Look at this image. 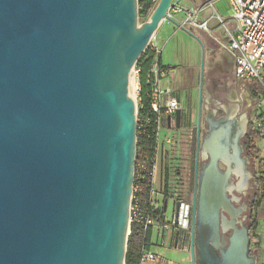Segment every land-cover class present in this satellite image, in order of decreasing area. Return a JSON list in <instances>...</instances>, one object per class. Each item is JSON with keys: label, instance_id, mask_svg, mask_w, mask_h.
Masks as SVG:
<instances>
[{"label": "water", "instance_id": "water-1", "mask_svg": "<svg viewBox=\"0 0 264 264\" xmlns=\"http://www.w3.org/2000/svg\"><path fill=\"white\" fill-rule=\"evenodd\" d=\"M177 2L159 0L140 24L138 0H0V264H125L133 73L162 22L180 26L169 14ZM221 107L196 145L191 264H257L248 204H234L253 179L249 118L238 103Z\"/></svg>", "mask_w": 264, "mask_h": 264}, {"label": "built area", "instance_id": "built-area-1", "mask_svg": "<svg viewBox=\"0 0 264 264\" xmlns=\"http://www.w3.org/2000/svg\"><path fill=\"white\" fill-rule=\"evenodd\" d=\"M141 1L142 5L140 6V0H138V10L150 12L159 0H151V3H146V0ZM229 4L231 7V18L228 21L221 20V26L230 39L229 49L234 53L236 78L242 81L253 82L262 89V93L255 98L254 103L251 105L248 115L252 132L260 138H264V0H229ZM174 9L182 11L177 5L171 11ZM171 11L169 12L170 16ZM198 16L199 11H187L184 23L207 30V23H200ZM148 50L154 55V63L146 78V83L149 86L146 95L149 100L150 113L155 116L157 124L155 167L156 161L159 159L158 152L162 145L161 128L164 118L166 116L171 117V119L174 118L177 110L180 109V103L174 96L172 89L164 82L167 69L161 63L162 50L158 46L155 37L152 38L146 51ZM140 72V69L136 65L133 79L136 89L137 128L138 122L141 119L139 115L141 93ZM172 125L175 126V122ZM170 142L171 140L169 139L167 142L169 146L171 145ZM141 167L138 164L137 170L141 169ZM179 172H176L173 182L168 180L167 175H164L162 188V191L165 193L167 192V188L170 189V197H172L171 201L173 204L182 202V211L178 224L175 222V211H173L172 219L168 220L167 214L158 207V201L154 198L155 192L153 189L151 190L147 206L142 209L137 197L139 187L133 188L130 221L139 223L145 231L158 229L164 241L169 239L178 228H187L188 222L190 221L191 223L188 211L189 206L181 198L184 193L181 192ZM149 261L156 262V264H164L161 254L149 250L143 251L139 264H147Z\"/></svg>", "mask_w": 264, "mask_h": 264}, {"label": "crops", "instance_id": "crops-1", "mask_svg": "<svg viewBox=\"0 0 264 264\" xmlns=\"http://www.w3.org/2000/svg\"><path fill=\"white\" fill-rule=\"evenodd\" d=\"M177 6L182 9V11L173 10L171 14L172 18L179 23L180 26L175 25L171 21L166 23L162 22L159 29L157 30V44L162 50L161 63L167 68V73L165 76V84L170 87L175 93V97L182 102L183 94H185L186 89L182 86V78L179 77V73L183 70L187 71V75H193L197 79L199 76V70L201 66V55L202 48L205 52V66L206 70L209 69L212 60L213 67L225 70L229 76L236 78L235 75V58L234 53L229 49L230 39L221 26V20L228 21L231 18V7L229 0H178ZM187 11H199L198 21L200 23H207V30L200 29L189 23L185 24L186 12ZM194 30L196 32H194ZM196 36L199 41L190 35ZM202 45V48H201ZM226 62V66L224 63ZM192 73V74H191ZM183 76V75H182ZM193 79L194 82H197ZM238 82L240 81L237 79ZM245 82V86L240 89L237 94L240 95L245 89H249L253 93L254 97L260 95L253 92L256 84L253 82ZM247 83V84H246ZM195 84V83H194ZM236 90V88H235ZM251 94V93H250ZM146 97V96H145ZM144 95L142 98H145ZM236 94L232 93V99L230 102L236 101ZM141 99V98H140ZM240 105V103H238ZM240 105V113H241ZM241 115V114H240ZM248 115V112H247ZM175 122V117L170 119L166 116L164 118L163 126L161 128V136L168 142L166 138H169L171 129L174 128L172 123ZM255 146L261 151L258 158L264 160V138L255 139ZM256 166V171L258 172L259 161H254ZM164 175H167L169 181H171V172L166 174L165 166H162L161 160L156 161V165L153 171L152 185L154 190V198L158 201V207L161 208V203L164 205L167 203V208L162 207V211L166 214L168 212V205L170 202V189L167 188V192H163V179ZM259 174H257V177ZM264 178V176H263ZM168 199V200H167ZM174 211V210H173ZM254 219L257 221L258 227L255 230V235L260 239V250H264V201L263 204L255 211H253ZM177 239V232L174 233V245L172 250H176L175 242ZM180 238V243H181ZM171 239L163 240L159 234L158 229H153L150 231V249L149 251L155 252L157 254H163V252L170 251L166 249L170 243ZM181 253H186L185 251L176 250ZM166 255V254H165ZM168 257V255H167ZM170 261V260H169ZM173 261V260H171ZM147 264H156V262H147Z\"/></svg>", "mask_w": 264, "mask_h": 264}, {"label": "rangeland", "instance_id": "rangeland-1", "mask_svg": "<svg viewBox=\"0 0 264 264\" xmlns=\"http://www.w3.org/2000/svg\"><path fill=\"white\" fill-rule=\"evenodd\" d=\"M159 2V1H158ZM158 4V3H157ZM157 4L153 7V9L148 13H139V23L143 24L147 21H149L150 16L152 12L154 11ZM139 12V10H138ZM173 11H171V14ZM168 20H164L163 22L166 23ZM194 32H196L194 30ZM154 37L157 39V33H155ZM202 48V45H201ZM201 66L199 70V76L196 79L195 76L188 74L187 71L183 70V72L178 74L180 78H182V86L184 89H186L185 94H183V101L180 102V110H182L183 113H187V123L186 127L184 129H177L172 128L169 138H166L167 140H171V145L163 139L162 137V145L159 149V160L162 162V166H165L166 174L171 172V181H174V177L176 176V172H179L180 176V187L181 192L184 193L183 197H181L186 204L189 206L193 199V190H194V162H195V130H193L192 125L195 127V121H196V115L198 114L199 108L198 101H199V94H200V84L202 80V74H203V91L204 93H211L215 92L218 94L222 100L226 99L228 97L229 92L232 90H235L236 93L240 92L239 88H242L245 86V82H242L240 80L238 82L237 78L229 76V74L223 70L217 69L216 67H213L214 62L212 60L211 65L209 66V69L206 70L205 66V52L202 48V55H201ZM226 62L224 63V66H226ZM192 74V73H191ZM183 75V76H182ZM193 79H196L197 82H194ZM195 83V84H194ZM247 84V83H246ZM175 95V93H174ZM176 96V95H175ZM136 100V94L135 98ZM255 100V98H254ZM241 115L247 114L249 111V106L244 105L241 106ZM191 120V121H190ZM192 121H194L192 123ZM247 147V145H246ZM166 150V152H165ZM244 154L251 160L250 166L253 170V179L251 180V188L248 193V197L246 195L244 198V202H246L248 205L253 200V196L256 193V178H257V172H256V166L254 163V160L250 157V155L247 152V148L244 151ZM183 184V185H182ZM172 199V197H170ZM241 205V203H238ZM161 208L164 205V202L161 204ZM173 210L175 211V204L170 200L168 205V212H167V219L171 220L173 217ZM244 216H246V219L243 220L244 225L251 227L252 225V219L254 218L253 211L248 209ZM255 231H253V234ZM264 236V235H263ZM171 241L166 249L170 250L167 252H163L162 256L164 259V264H191V258H190V252L185 251L186 253H181L176 250H172L174 245V234L170 237ZM264 239V237H263ZM264 242V241H263ZM185 249L189 250L188 245H186ZM256 253L258 255V263L257 264H264V250H257L254 246V242H251V254ZM166 254V255H165ZM168 255V257H167ZM170 260V261H169ZM173 260V261H171Z\"/></svg>", "mask_w": 264, "mask_h": 264}, {"label": "trees", "instance_id": "trees-1", "mask_svg": "<svg viewBox=\"0 0 264 264\" xmlns=\"http://www.w3.org/2000/svg\"><path fill=\"white\" fill-rule=\"evenodd\" d=\"M146 3H151V0H146ZM142 1L140 0V6ZM147 10V9H145ZM140 14L148 13L139 9ZM154 63V55L151 51H146L143 54L137 67L140 69V80H141V93H140V104H139V115L141 119L138 122V137H137V153H136V169L134 178V188L139 187L137 193L138 200L142 209H144L150 199L151 190L153 188L152 178L154 171V159L157 148V124L155 122V116L150 113L149 100L147 98V91L149 89L146 83V78L149 75V71ZM166 68V67H164ZM167 69V68H166ZM256 94L262 93L260 86L256 84L253 89ZM144 95L145 98H142ZM260 137L250 131L247 144V152L250 157L255 161H259V168L256 178V193L249 208L251 211L257 210L264 201V160L258 158L261 151L255 146V139ZM140 164L141 169L137 170V165ZM258 227L257 221L253 218L252 225L250 227L251 240L254 242L255 248L258 250L260 247V239L257 235L253 234ZM150 231H145L139 223L131 222L130 224V235L128 237V245L126 252L125 264H139L143 251L150 249Z\"/></svg>", "mask_w": 264, "mask_h": 264}, {"label": "flooded vegetation", "instance_id": "flooded-vegetation-1", "mask_svg": "<svg viewBox=\"0 0 264 264\" xmlns=\"http://www.w3.org/2000/svg\"><path fill=\"white\" fill-rule=\"evenodd\" d=\"M250 91L247 88L240 95H238L235 90H232L231 92H229L228 97H226V99H224V100H222L221 97L218 94H216L215 92H213V94H211V93H204V91H203V97H202L203 98V101H202V120H201L200 126H198V114H197L196 115V121H195V127L192 125L193 130H195V139H196V142H195V162H194V185H195V174H196V145H197V140H198V138H200V141L202 142L203 137L207 133V122H206V119H207V116H208L209 112L212 109L215 110L216 111V117L217 118L219 116L223 115L224 112L222 110L221 105L222 104H225L228 101L233 100L232 99V93H235L236 94V97H237L236 98V101L238 103H240L241 106L244 107V105H248L249 108H250L251 105L254 103V98H255L254 95H253V93L250 92ZM198 108H199V101H198L197 109ZM249 111H250V109H249ZM249 111H248V113H249ZM248 118H249V115H248ZM187 120H188L187 113L186 112L185 113L182 112L181 125H180L179 128L176 127V125H175V128H177V129H184L186 127L185 125L187 123ZM193 122L194 121H192V123ZM250 131L252 132V128H251V124L249 122V130H248V133L245 135V137L242 140V145L244 147V151L247 148L246 147V145L248 144V139L247 138L249 137ZM206 161L207 160H204L202 158L201 150H200V155H199V160H198V171L201 170L202 165ZM250 188H251V186H250ZM250 188L248 189V191L250 190ZM193 196H194V190H193ZM246 196L248 197L249 195L247 194ZM244 198H245V196L242 197V200L239 203H241V204L245 203L243 201ZM254 198H255V195L253 196V200H254ZM253 200L250 203H252ZM250 203H249V205H250ZM234 204L237 207L240 206V204H238V203H234ZM249 205H248V207H249ZM188 211H189V218H190L191 223H192V218H193V199H192L191 204L189 205ZM191 223H190V221L188 222L187 228H178L176 230L177 237H178V242L177 243L175 242L176 250H181L182 249L183 251H187V252L189 251L190 252V245H191ZM178 232H179V235H178ZM181 237H182V239H181V243H180V238ZM225 237L227 238V235H225ZM186 245H188L189 250L188 249L187 250L185 249Z\"/></svg>", "mask_w": 264, "mask_h": 264}, {"label": "bare ground", "instance_id": "bare-ground-1", "mask_svg": "<svg viewBox=\"0 0 264 264\" xmlns=\"http://www.w3.org/2000/svg\"><path fill=\"white\" fill-rule=\"evenodd\" d=\"M135 82H134V79H133V84H132V94H131V97L132 98H135Z\"/></svg>", "mask_w": 264, "mask_h": 264}]
</instances>
